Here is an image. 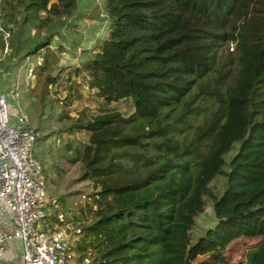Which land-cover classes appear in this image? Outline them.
<instances>
[{"label":"trees","instance_id":"1","mask_svg":"<svg viewBox=\"0 0 264 264\" xmlns=\"http://www.w3.org/2000/svg\"><path fill=\"white\" fill-rule=\"evenodd\" d=\"M77 4L0 0L9 59L46 51L37 68L48 70L53 37L42 32ZM106 11L109 37L75 70L105 105L72 128L89 136L74 162L96 190L93 220L80 219V255L192 264L191 233L208 201L228 224L261 208L222 245L264 237V0H106ZM4 50L0 32V62ZM130 99L127 116L109 107ZM247 264H264V241Z\"/></svg>","mask_w":264,"mask_h":264},{"label":"rangeland","instance_id":"2","mask_svg":"<svg viewBox=\"0 0 264 264\" xmlns=\"http://www.w3.org/2000/svg\"><path fill=\"white\" fill-rule=\"evenodd\" d=\"M112 23L106 11V0H78L72 16L57 20L42 32L47 37L58 36L59 44L52 45L48 70L40 74L36 68L30 75L29 69L36 66L32 59L20 62L5 55L0 62V90L7 92L14 119L23 117L41 133L32 157L43 167L47 193L60 201L61 212L82 218L86 224L93 220L86 206L92 203L91 197L96 190L84 175L83 163L74 162V159L76 149H83L89 136L72 128L77 119L98 114L105 105L96 91L90 89L86 76L76 74L75 70L92 56L91 49L102 45L109 37ZM13 84L18 86L15 98ZM133 103L130 99L112 103L109 107L127 116L134 111ZM69 145L72 146L70 150ZM223 182L221 178L212 185L221 187ZM260 211L258 207L248 217L228 224L216 218L212 202L208 201L191 233V263L247 264L248 255L264 241V237L241 234L227 245H222L221 240L242 227L246 230ZM17 244L13 243L10 257L13 262L22 264V251Z\"/></svg>","mask_w":264,"mask_h":264},{"label":"built area","instance_id":"3","mask_svg":"<svg viewBox=\"0 0 264 264\" xmlns=\"http://www.w3.org/2000/svg\"><path fill=\"white\" fill-rule=\"evenodd\" d=\"M0 32L7 55L11 32L1 25ZM35 65L30 75L43 59ZM7 98L0 93V264H17L10 257L13 243L21 247L22 264H92L91 253H79L82 221L61 212L60 201L47 193L41 163L32 157L40 131L21 116L16 121Z\"/></svg>","mask_w":264,"mask_h":264},{"label":"crops","instance_id":"4","mask_svg":"<svg viewBox=\"0 0 264 264\" xmlns=\"http://www.w3.org/2000/svg\"><path fill=\"white\" fill-rule=\"evenodd\" d=\"M57 37H58V36H55L56 40H55V38L53 37V40H54V41H53L52 45L57 46V45L59 44V43H57ZM54 42H56V44H55ZM51 49H53L52 46H51ZM90 51H91V52H90L91 54L96 53V52H99V51H100V45L98 44V45H97V48H93V49H91ZM43 55H44V51H42L40 54H38V55H36V56H31V57L27 58L26 60L29 61L30 59H32L33 62L36 63L37 60L39 59V57H40V56H43ZM26 65H27L28 67L30 66V65L28 64V62H27ZM26 65H25V66H26ZM25 66H24V67H25ZM78 68H79V67H78ZM87 80H88V78H87ZM12 87L14 88V87H15V84H13ZM12 92H13V90H12ZM0 93H3V94H5V95L7 96V92L4 91V90H0Z\"/></svg>","mask_w":264,"mask_h":264}]
</instances>
